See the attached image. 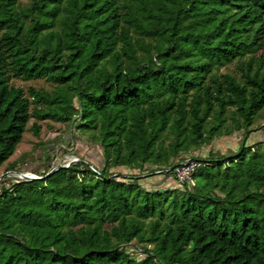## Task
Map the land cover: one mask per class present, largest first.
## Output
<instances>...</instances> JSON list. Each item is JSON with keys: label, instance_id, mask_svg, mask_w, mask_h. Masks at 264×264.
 Here are the masks:
<instances>
[{"label": "trees", "instance_id": "trees-1", "mask_svg": "<svg viewBox=\"0 0 264 264\" xmlns=\"http://www.w3.org/2000/svg\"><path fill=\"white\" fill-rule=\"evenodd\" d=\"M263 48L264 0H0V169L24 173L9 159L33 116L103 164L0 181V264H264V143L246 147ZM13 79L54 89H29L31 111ZM238 132L236 155L193 158V187L139 182Z\"/></svg>", "mask_w": 264, "mask_h": 264}, {"label": "rangeland", "instance_id": "rangeland-1", "mask_svg": "<svg viewBox=\"0 0 264 264\" xmlns=\"http://www.w3.org/2000/svg\"><path fill=\"white\" fill-rule=\"evenodd\" d=\"M25 5L28 0H21ZM260 53L264 54V48ZM222 73L234 72L235 66L228 65L220 70ZM12 85L23 90V93L31 103L30 109L35 107L32 102V97L29 89H35L36 91L45 90L47 92L53 91L54 87L44 79L23 81L21 79H13ZM33 124L40 127L38 135L34 134L31 130ZM260 126V127H259ZM259 127L255 130L250 137L246 140V147H250L257 143H264V118L256 121V126ZM241 132L234 133L231 136H223L219 139L214 140L209 146L202 147L191 151L189 154L181 156L179 160L187 158L205 159L207 156L214 158L231 157L236 155L240 149ZM83 157L89 164H92L96 169H101L102 157L99 146H90L84 138L75 131L72 126L63 122H56L52 119L42 120L38 117L33 116L27 124L26 131L23 134L21 142L16 146L14 154L9 159V163H15L17 168H20L25 175L38 177V172L42 170L47 163L45 159L48 157L50 165L53 168L60 166L62 163H66L72 157ZM4 164L0 169V176L4 175L5 167ZM118 172V170H116ZM122 173H130L123 169L119 170ZM5 177L17 178L18 174L10 173ZM3 177V179L5 178ZM2 179V180H3ZM0 180V181H2ZM8 183V181H6ZM147 189H171L176 188L178 183L174 182L171 175L156 174L153 176H146L143 180L139 181ZM5 183L4 186H7ZM190 188L193 187L191 181L187 184ZM127 250L133 253V247L128 246ZM135 254V253H134ZM138 259L143 256L137 255Z\"/></svg>", "mask_w": 264, "mask_h": 264}, {"label": "built area", "instance_id": "built-area-1", "mask_svg": "<svg viewBox=\"0 0 264 264\" xmlns=\"http://www.w3.org/2000/svg\"><path fill=\"white\" fill-rule=\"evenodd\" d=\"M78 162H80L79 158L74 156L70 160H68L66 163H62L60 164V166L53 168L52 171L56 172L60 167L68 168L70 167L71 164H75ZM200 166H201V163L198 160H195L193 158H187V159H183V160L176 162L174 166L172 167V169L170 170L168 169L165 171H157L156 174L171 175L176 180V183L180 185L189 184L192 181L194 174L196 173L197 169ZM94 171L97 174H99L96 169ZM17 178L21 179L19 175Z\"/></svg>", "mask_w": 264, "mask_h": 264}, {"label": "water", "instance_id": "water-1", "mask_svg": "<svg viewBox=\"0 0 264 264\" xmlns=\"http://www.w3.org/2000/svg\"><path fill=\"white\" fill-rule=\"evenodd\" d=\"M53 172H54V171H50L49 173H47V174H46L45 176H43V177H36V176L31 177V176L25 175L24 173H18V175H19V177H20L22 180H26V181H29V180H41V179H44V178L47 177V176H50L51 174H53ZM10 173L15 174L14 172L6 173V174L0 176V180H2L3 177H5V175L10 174Z\"/></svg>", "mask_w": 264, "mask_h": 264}]
</instances>
